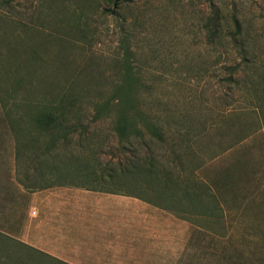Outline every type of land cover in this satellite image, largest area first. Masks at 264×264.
<instances>
[{
    "label": "rangeland",
    "instance_id": "1",
    "mask_svg": "<svg viewBox=\"0 0 264 264\" xmlns=\"http://www.w3.org/2000/svg\"><path fill=\"white\" fill-rule=\"evenodd\" d=\"M121 1L115 7L113 0H0V230L8 231L11 238L7 243L0 241V259L8 263L6 256L10 254L13 259L8 264H14V223L9 218L14 207L6 197L15 192L16 183L28 180L30 183L24 184L31 188L46 184L115 186L69 176L75 167L60 163L71 157L68 152L79 157L86 150L76 143L81 128L69 147L60 139V156L44 154L50 137L31 119L41 108L27 106V101L45 103L61 94L76 98L75 114L83 116L78 125L98 135L94 138L98 150L88 153L89 159L117 167L131 155L121 152V141L113 132L115 113L108 118L102 115L97 121L92 117L95 104L121 96L124 92L119 90L124 87L145 113L159 116L154 125L164 129L165 137L173 134V126L189 120L196 126L214 127H223V116L230 121L233 130L212 132L205 147L196 144L195 154H188L181 162L193 168L204 152L217 155L197 174L214 182L215 192H225L231 223L229 236L222 237L220 227H216L214 264H264V225L251 224L249 219L264 215V203L259 209L253 204L239 214V203L233 201L239 194L260 189L264 131L222 152L236 141L239 132L255 127L257 120L249 114L252 97L241 81L245 74L239 67L242 61L235 52L225 51L226 40L223 44L211 42L204 26L215 9L227 18L228 26L232 27L235 16L243 27L262 32L264 0ZM237 114L239 118L231 121ZM87 136H81L83 145ZM131 140L133 148L141 141L148 142L156 155L172 157L174 152L184 151L179 140H174L173 147L142 127ZM54 162L63 175L33 179ZM226 173L235 176L234 186H222ZM239 217L246 223L235 224ZM24 254L19 250V264H23Z\"/></svg>",
    "mask_w": 264,
    "mask_h": 264
},
{
    "label": "crops",
    "instance_id": "2",
    "mask_svg": "<svg viewBox=\"0 0 264 264\" xmlns=\"http://www.w3.org/2000/svg\"><path fill=\"white\" fill-rule=\"evenodd\" d=\"M258 180L260 191L233 200L239 214L264 203V172ZM25 182L30 183H16L6 201L14 207L9 216L14 239L29 252L30 264H214L216 227L222 237L230 234L225 192H215L213 185L206 190L132 184L31 188ZM234 183L233 174L222 175V186ZM263 216L249 218L250 223L264 225ZM237 219V225L246 223Z\"/></svg>",
    "mask_w": 264,
    "mask_h": 264
},
{
    "label": "trees",
    "instance_id": "3",
    "mask_svg": "<svg viewBox=\"0 0 264 264\" xmlns=\"http://www.w3.org/2000/svg\"><path fill=\"white\" fill-rule=\"evenodd\" d=\"M120 2L122 1L113 0V5L118 7ZM231 23L232 27L228 26L227 18L221 16L214 9L204 26L211 42L223 44L226 40L223 44L225 51L230 50V52H235L237 57L242 61V65L239 67L242 66L245 69V74L241 81L244 83L246 93L252 97L251 107L249 108L251 111L249 114L257 120V125L255 127H246V129L239 132L236 141L231 142L229 147L224 148L222 152H225L238 142L251 138L257 131L261 129L264 131V126H262L264 125V30L257 32L252 28H245L235 16L232 17ZM126 71L127 78L130 81L129 72L128 70ZM228 80H232V78L229 77ZM128 84L126 86L130 90L132 86H130V82ZM125 90L127 89L120 87L119 91L124 92L121 96L95 104L96 108L92 120L97 121L102 115L108 118L112 116L111 114L115 113V116H113V132L118 136L119 141H121V152L130 154V159L124 158L122 161H119L117 167H110V163L103 164L100 161L93 162L89 159L90 155L88 153L94 154L98 150L97 143L94 141V138L98 135L87 132L88 127L78 125L77 121L83 118V116H77L74 111L78 101L76 98L67 94L53 96L47 99L45 103L34 101H27L28 103H26L27 106H40L41 108L31 119L39 126L41 133L50 137L49 145L45 149L44 154L56 158L60 156L61 152L57 151L59 149L58 144L60 143V139L64 140L65 147H69L73 142L72 137L77 135L78 129L81 128L78 134L79 139L76 143H81L80 145L86 150L82 151V154H78L79 157L74 153L68 152L71 157L60 161L62 165L65 163L67 166L75 167V170H73L74 174L70 171L67 173L69 176L79 175L88 179L91 178L94 181H106L111 182L112 185L124 186L130 184L131 181L134 186L147 185L167 188L191 186L199 190L210 189L212 185L214 186V182L211 184V181H207L205 177L200 178L197 174L216 158V154L210 155L204 152L201 155L200 162L193 168L186 167L181 160L188 154H192V156L195 154L192 150L196 144L205 147L206 141L212 138V132L217 133L219 131L222 134L226 131L233 130L234 128L229 124L230 121L223 116L221 117L223 127H214L211 124L196 126L189 120L186 124L171 126L173 134H167L165 137V132L163 133L164 129H160L154 125L159 120V116L145 113L143 109L135 104L136 99L134 96L126 94ZM239 116L237 114L230 119L232 121L233 119L239 118ZM139 124L162 143H166L168 140L171 146L175 147L174 140H179L180 146L184 149L183 153L174 152L172 157L168 155H156L150 150L149 143L142 141L133 148L131 136L138 135L141 130V127H138ZM82 134L88 135L85 145L82 142L84 139L81 141ZM97 166L100 167L99 171L95 169ZM46 169L54 171L51 176L54 174L61 176L62 174L59 173V167L56 162L49 163V167ZM42 175L38 173L33 179L35 181L39 180ZM115 181L118 184H114ZM0 241L7 243L11 241V238L0 231ZM14 243L16 249L14 264H19L20 257L16 255L19 254V250L21 249L16 240ZM27 253L23 256V264L26 262L25 255L27 257L29 256ZM6 258L8 263L13 259L10 254H7ZM0 261L2 260L0 259ZM8 263L0 262V264ZM26 263H29V260Z\"/></svg>",
    "mask_w": 264,
    "mask_h": 264
}]
</instances>
